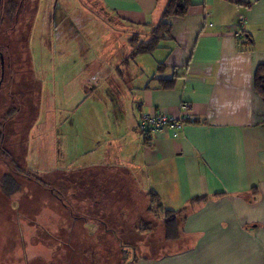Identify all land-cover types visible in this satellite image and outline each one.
I'll return each instance as SVG.
<instances>
[{
  "label": "crops",
  "instance_id": "crops-1",
  "mask_svg": "<svg viewBox=\"0 0 264 264\" xmlns=\"http://www.w3.org/2000/svg\"><path fill=\"white\" fill-rule=\"evenodd\" d=\"M90 1L114 26L98 13H72L59 15L63 26L45 36L41 8L34 14L30 43L39 52L31 47L29 56L40 92L25 170L38 182L27 180L10 198L0 191V229L11 215L17 230L40 231L46 246L134 244L135 214L150 213L153 191L164 209L186 210L183 248L133 264H264V99L254 89L264 65V0H190L172 20L171 39L130 60L123 76L131 46L120 33L155 26L169 0ZM90 1L83 12L95 10ZM50 64L77 72L73 99L45 92ZM172 79L171 89L162 88ZM181 103L196 123L179 138L163 131L144 140L137 132L141 116L177 117ZM47 251V264L70 263L67 251Z\"/></svg>",
  "mask_w": 264,
  "mask_h": 264
},
{
  "label": "rangeland",
  "instance_id": "rangeland-1",
  "mask_svg": "<svg viewBox=\"0 0 264 264\" xmlns=\"http://www.w3.org/2000/svg\"><path fill=\"white\" fill-rule=\"evenodd\" d=\"M20 2L21 0H2L0 9V51L3 52V58L0 57V121L2 117L15 109L13 117L7 120L2 127L4 140L0 143V175L12 173L13 160H18L19 165L24 169L27 166L25 159L29 148L28 142L30 141L29 127L32 121L31 116L36 114L38 108L40 92L38 83L32 79L33 73L30 69L29 52L31 55V47H34L36 57L37 52H39V43L32 45L30 43L32 26L36 16L34 14H37V9L41 8L37 25L43 24L41 28L44 29V35L46 36L45 33L49 29L60 30L63 26V23L58 21L59 15L96 13L93 9L82 11V7H84L83 5L86 4L87 0H46V3L42 0L41 7L37 6L36 0H24L22 10L18 15L14 14L17 13L15 10H17ZM74 2L79 3L80 7L76 8ZM88 4L90 5V2ZM53 16L55 17L54 27L51 25ZM109 24L114 26L112 23ZM118 28H121V26ZM152 28L153 26L140 28L130 34L120 33V41L128 39L129 44L130 39L135 38L137 42H146L153 30ZM131 51L132 48L130 54ZM130 54L120 62L118 69L120 76L124 75ZM54 65L55 68L53 64H50V68L45 69L43 72L46 79L43 81L45 92L54 94L56 99L60 101L66 100L68 97L73 99L74 85L78 82L76 81L77 72L72 73V69L66 64ZM3 149L10 151L11 155L8 157L3 156ZM15 177L22 187L28 184V181L22 176L16 175ZM33 185L37 184L34 182ZM58 186L61 187L62 184L59 183ZM138 202L146 206V202L139 200ZM7 204L5 202V205ZM5 217L7 220L4 223V228L0 229V264H34L35 259H32L34 256L37 257L38 261L41 258V262H36L37 264H47L48 248L49 253L53 250L54 253L59 254L60 251V255H64L67 251L71 255L69 264H133L139 258H155L183 248L182 244L177 242L178 239L176 241L165 239L163 222L161 218H157L152 213L135 214V225L148 224V231L142 233L135 231L134 244H124L123 239H120V242H118L120 245L106 241L107 243L104 245L86 247L40 244L42 242V237L39 235L40 231L26 228L30 224H24L27 230H17L13 217L11 215ZM35 233L38 237L35 239L36 244L32 246ZM120 237H122V234ZM43 242L45 241L43 240ZM23 255L28 256L29 259L25 261L24 258L22 261ZM82 257L84 260H82ZM62 258V256H57L56 260L59 259L60 261ZM54 264H58L57 261ZM59 264H62V262Z\"/></svg>",
  "mask_w": 264,
  "mask_h": 264
},
{
  "label": "trees",
  "instance_id": "trees-1",
  "mask_svg": "<svg viewBox=\"0 0 264 264\" xmlns=\"http://www.w3.org/2000/svg\"><path fill=\"white\" fill-rule=\"evenodd\" d=\"M23 1L21 0L18 8L16 6L17 10H15V12L17 13L14 14L18 15L20 10H22V7L24 6V4H22ZM190 6V0H169L161 15L160 21L155 26H153V30L148 36V40L146 42H137V39L135 38L130 39L129 44L132 48V51L128 61L138 56L152 55L156 50L159 49L160 44L162 42L169 41L171 39L172 20L175 18H182L186 14V11ZM15 22L17 21L15 20ZM158 68V70H163V65H160ZM160 82L162 84V88L171 89L173 87L174 80H162ZM254 89L256 93L264 99V65H259L256 68L254 75ZM14 111L15 109L11 110L9 113L6 114V116L1 118L0 143L4 140L2 127L7 120L13 117ZM193 123H196V121H194ZM143 139L145 140L147 139V137L143 136ZM2 155L8 157L11 155V152L6 149H3ZM12 165L14 168V170L13 168L11 170L12 173L8 175H0V191L7 198L14 196L21 189V184L15 177L16 175L22 176L26 180L38 182V180L30 176V173L27 170H25L24 168H22L21 165H19L18 160H13ZM147 197L149 201V212L153 215H156L157 218H161L163 222L165 239L167 241H176L179 238V227L185 219L186 210H182L180 212H172L164 209L159 197L153 191H150L147 194ZM205 200L206 197L196 198L192 200L191 204L193 205L201 203ZM136 231L139 233L148 231V224L145 225L140 223V226H138Z\"/></svg>",
  "mask_w": 264,
  "mask_h": 264
},
{
  "label": "built area",
  "instance_id": "built-area-1",
  "mask_svg": "<svg viewBox=\"0 0 264 264\" xmlns=\"http://www.w3.org/2000/svg\"><path fill=\"white\" fill-rule=\"evenodd\" d=\"M243 20L237 22L238 31L242 28ZM241 34H237L240 37ZM196 121L195 116L191 113L189 105L186 103L180 104V112L177 117H170L162 113L151 115H143L139 118L136 126L137 132L141 136L150 137L151 135L163 132L172 131L174 138H179L183 127L189 123Z\"/></svg>",
  "mask_w": 264,
  "mask_h": 264
},
{
  "label": "water",
  "instance_id": "water-1",
  "mask_svg": "<svg viewBox=\"0 0 264 264\" xmlns=\"http://www.w3.org/2000/svg\"><path fill=\"white\" fill-rule=\"evenodd\" d=\"M90 1V0H89ZM0 3H1V0H0ZM90 3H91V5L94 7V11L96 12V13H98L99 15H102V16H104V17H106L105 19L106 20H108V22H110V23H112L113 24V22H111L110 20H109V16H108V14L105 12V10L101 7V6H99V5H97V2H92V1H90Z\"/></svg>",
  "mask_w": 264,
  "mask_h": 264
},
{
  "label": "flooded vegetation",
  "instance_id": "flooded-vegetation-1",
  "mask_svg": "<svg viewBox=\"0 0 264 264\" xmlns=\"http://www.w3.org/2000/svg\"><path fill=\"white\" fill-rule=\"evenodd\" d=\"M2 54H3V53H2V52H0V57H2V58H3Z\"/></svg>",
  "mask_w": 264,
  "mask_h": 264
}]
</instances>
